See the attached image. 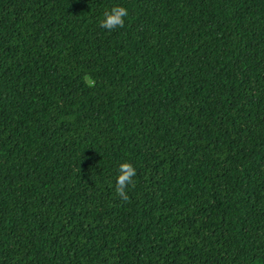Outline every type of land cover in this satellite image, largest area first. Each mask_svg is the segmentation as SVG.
Here are the masks:
<instances>
[{
  "label": "trees",
  "instance_id": "obj_1",
  "mask_svg": "<svg viewBox=\"0 0 264 264\" xmlns=\"http://www.w3.org/2000/svg\"><path fill=\"white\" fill-rule=\"evenodd\" d=\"M0 264H264V0H0Z\"/></svg>",
  "mask_w": 264,
  "mask_h": 264
},
{
  "label": "clouds",
  "instance_id": "obj_2",
  "mask_svg": "<svg viewBox=\"0 0 264 264\" xmlns=\"http://www.w3.org/2000/svg\"><path fill=\"white\" fill-rule=\"evenodd\" d=\"M128 15V10L122 6H113L103 13V18L99 21L102 28L112 30L124 26V20ZM136 175V169L131 163L125 161L118 166V175L116 177L115 187L119 196L127 200L125 189L133 183V177Z\"/></svg>",
  "mask_w": 264,
  "mask_h": 264
}]
</instances>
